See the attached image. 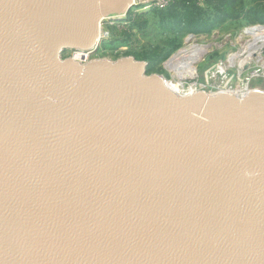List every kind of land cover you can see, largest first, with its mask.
<instances>
[{"label": "water", "instance_id": "1", "mask_svg": "<svg viewBox=\"0 0 264 264\" xmlns=\"http://www.w3.org/2000/svg\"><path fill=\"white\" fill-rule=\"evenodd\" d=\"M131 9L0 0V264H264V90L63 56Z\"/></svg>", "mask_w": 264, "mask_h": 264}, {"label": "rangeland", "instance_id": "2", "mask_svg": "<svg viewBox=\"0 0 264 264\" xmlns=\"http://www.w3.org/2000/svg\"><path fill=\"white\" fill-rule=\"evenodd\" d=\"M150 9L152 8L143 9V5H140L134 7L132 10L144 12L149 11ZM231 22H228L227 24H230ZM119 24L120 27H118V29L113 28V30L110 28V33L112 32L111 35L113 34V37H111L114 41L113 45L116 47L111 46L105 50L102 48L99 54L94 56V58H115L117 57V53L119 54L120 52L118 51V48L120 50L124 49V47V50L127 49L126 45H120V38H122V35L124 36V34L123 32H120L123 27L121 26V23ZM257 25L264 26L262 19L255 18L253 23L247 21L239 27H237L236 24L224 26L223 22L209 32L194 34L190 39L187 38L191 32L186 30L185 33L178 38L179 46L177 49L173 51L171 55L160 61L157 73L163 74L180 92L182 87L181 83L186 88L187 85H190L194 81L201 84L202 87L200 88L206 92H215L225 89L243 90L245 85H247L248 89L264 90V55L260 56V58L257 55L254 57L252 56L248 69L244 71L242 69L244 65L241 69H239L237 65L230 66L227 58L230 54L238 52L241 46L251 39L250 36L243 34L244 30ZM172 29L173 28H170L169 31L163 32L162 27L155 22L152 23L151 26L149 25L146 29H137L134 35L136 42L139 43L138 45H140L142 49L149 45L150 49H152V47L156 45H159L160 47L167 45L169 42L168 40L170 39L169 36L174 32ZM197 45L205 46L206 50L194 63L195 76L193 78H190L189 76L179 78L166 64L168 59L172 55H178L179 52L184 49L191 50L193 46ZM185 88L183 89V92H185ZM200 88L198 87V89Z\"/></svg>", "mask_w": 264, "mask_h": 264}, {"label": "trees", "instance_id": "3", "mask_svg": "<svg viewBox=\"0 0 264 264\" xmlns=\"http://www.w3.org/2000/svg\"><path fill=\"white\" fill-rule=\"evenodd\" d=\"M255 18L262 19L264 22V0H203L201 6L197 4L196 0H170L169 6L163 10L154 8L144 12L130 10L125 18L110 26L106 23L105 27L108 28L109 32L110 28L118 29L119 23L123 27L120 32H123L124 36L122 35L120 38V45H126L127 49L124 50L125 47L121 50L118 48L120 52L115 58L132 55L138 60L147 61V73H157L160 61L177 49L179 46L178 38L186 30L192 34H200L209 32L223 22L224 26L236 24L239 27L247 21L253 23ZM155 22L162 27L163 32L169 31L170 28H173L174 32L169 36L167 45L163 47L156 45L152 49L149 45L142 49L136 42L134 33L137 29H146ZM228 22L231 23L227 24ZM111 33L110 39L107 38L101 42L98 48L99 52L102 48L105 50L111 46L116 47L113 45L114 41L111 38L113 34L111 35Z\"/></svg>", "mask_w": 264, "mask_h": 264}, {"label": "bare ground", "instance_id": "4", "mask_svg": "<svg viewBox=\"0 0 264 264\" xmlns=\"http://www.w3.org/2000/svg\"><path fill=\"white\" fill-rule=\"evenodd\" d=\"M243 34L250 36L251 39L243 44L238 52L232 53L227 57L230 66L237 65L239 69H241L245 62H250L252 60V56L254 57V54L260 58L261 55L259 51L262 47H264V26L257 25L247 28L244 30ZM205 50V46L198 45L193 46L191 50L184 49L180 51L178 55L173 56L166 64L179 78L185 76L193 78L195 76L194 63L200 58ZM82 57L84 56H79V54H77L74 59L79 61ZM168 84L174 90L178 91L173 86L172 82H168ZM237 91L243 92V90Z\"/></svg>", "mask_w": 264, "mask_h": 264}, {"label": "built area", "instance_id": "5", "mask_svg": "<svg viewBox=\"0 0 264 264\" xmlns=\"http://www.w3.org/2000/svg\"><path fill=\"white\" fill-rule=\"evenodd\" d=\"M196 2L200 6L203 5V0H196ZM169 4H170V0H132V9L134 7L143 5V9H145V8H154V9H157V10H163V9L167 8L169 6ZM135 12H138V11H135ZM115 22L116 21H110V20L104 19L103 20V24H102V28L100 30L98 45L95 46L94 48H92L89 51L83 52L82 54L74 53L73 54V58H75L77 54H79V56H84V57H82V58L79 59V61H81V62H87L90 59L94 58V56H96L95 53H96L97 49L99 48L101 42L104 41V40H106L110 36L109 30L106 29V27H105L106 26V23H108L109 25H111V24H114ZM192 36H194V34L190 33L189 36H188V38L190 39ZM181 86H182L181 87V92L182 93L192 92V91L200 90V89L202 90V88H200V87H202V85L199 84V83H197L196 81L192 82L190 85H187L186 88L184 87V85L182 83H181ZM198 87L200 89H198ZM184 88L186 89L185 92H183L184 91L183 90ZM247 89H248V87H247V85H245L243 87V91H245Z\"/></svg>", "mask_w": 264, "mask_h": 264}, {"label": "flooded vegetation", "instance_id": "6", "mask_svg": "<svg viewBox=\"0 0 264 264\" xmlns=\"http://www.w3.org/2000/svg\"><path fill=\"white\" fill-rule=\"evenodd\" d=\"M73 54H74L73 51L69 50V51H66V52L63 54V56H64V57H73ZM97 54H99L98 49H97L95 55H97ZM111 57H112V56H111ZM153 73H154V72H153Z\"/></svg>", "mask_w": 264, "mask_h": 264}]
</instances>
